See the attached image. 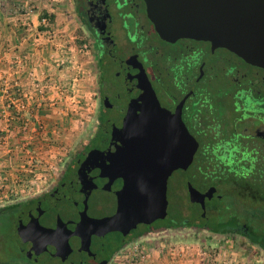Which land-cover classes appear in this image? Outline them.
Instances as JSON below:
<instances>
[{"label": "flooded vegetation", "instance_id": "1", "mask_svg": "<svg viewBox=\"0 0 264 264\" xmlns=\"http://www.w3.org/2000/svg\"><path fill=\"white\" fill-rule=\"evenodd\" d=\"M70 5L96 64L95 127L55 186L13 205L17 217L40 202L48 209L87 154L105 151L127 127L125 137L137 135L158 152L191 159L167 179L164 219L126 233L91 235L88 252L71 236L69 251L60 249L61 241L58 253L27 258L31 242H26L19 247L28 264H110L133 240L178 227V218L168 214V196L178 191L174 175L188 207L199 211L195 216L189 210L187 218L180 213L185 226L241 237L264 255V66L211 41L163 39L143 0H70ZM189 185L204 195V209L190 203Z\"/></svg>", "mask_w": 264, "mask_h": 264}, {"label": "water", "instance_id": "2", "mask_svg": "<svg viewBox=\"0 0 264 264\" xmlns=\"http://www.w3.org/2000/svg\"><path fill=\"white\" fill-rule=\"evenodd\" d=\"M143 1L163 39L211 41L264 66V0ZM129 129L105 151H90L48 209L40 202L35 210L18 215L14 235L20 247L31 242L27 258L42 251H69L71 236L88 252L91 235L126 233L166 217L167 179L189 164L191 154L186 159L158 152L137 135L125 137ZM188 193L190 203L199 202L204 209V195L190 185Z\"/></svg>", "mask_w": 264, "mask_h": 264}, {"label": "rangeland", "instance_id": "3", "mask_svg": "<svg viewBox=\"0 0 264 264\" xmlns=\"http://www.w3.org/2000/svg\"><path fill=\"white\" fill-rule=\"evenodd\" d=\"M16 1L19 5L34 7L40 15L47 14V11L52 12L53 21L50 20V23L51 25H55V27L58 25L57 28L59 30L54 31V35L51 38L45 37L48 41H53V45L50 48L51 52L55 55L50 56V58L48 57L47 62L51 66L53 65L54 69L52 71L55 74V78L40 79L38 83L43 85L46 93L49 91V96L54 95V98L60 96V98H63L62 101H67L65 104L60 105V109H58L62 117L59 118V123L61 124L59 128L67 140L63 144L64 156L61 157L58 163V172L53 175L54 178L49 181L48 186L43 188L39 193H32L22 197L7 195V198H4L5 193H0V209H2L0 211V264H28V261L20 252L19 244L14 235L17 211L13 205L35 199L55 186L61 178L63 171L68 167L69 162L88 143L95 127L93 111H95L96 64L84 30L81 29L71 8L70 0ZM55 27L53 26V29ZM61 28H64L62 32ZM16 163L19 165V162ZM4 166L3 164L1 165L0 171L6 169ZM8 170L12 176L20 171L18 168H13L12 170L10 168ZM8 170L6 169L5 171L8 172ZM172 182V186L178 187V191L177 193L174 191L172 196L170 194L168 196L170 203L168 208L169 216H173L175 219L177 217V220H179L182 214L184 215L183 217L187 218L189 210L197 216L199 211L196 210V207L194 210L189 208L187 200H184V191L181 189L182 185L179 176L174 175ZM171 197L173 198L171 199ZM165 222H168V218L162 221V223ZM158 236L165 238L169 242L167 245L187 246L191 248L196 246L204 251H208L210 255H215L218 250L226 252L229 248L240 252L242 250L251 251L261 258L264 264V255L241 237L210 234L185 225H178L176 228L158 231ZM140 239H135L131 243L138 241L141 243ZM125 250L126 248L113 256L110 264L125 263L123 258Z\"/></svg>", "mask_w": 264, "mask_h": 264}, {"label": "crops", "instance_id": "4", "mask_svg": "<svg viewBox=\"0 0 264 264\" xmlns=\"http://www.w3.org/2000/svg\"><path fill=\"white\" fill-rule=\"evenodd\" d=\"M16 2V0H0V112L5 111L11 119L14 116L13 109L23 102L24 95L36 93L34 81L55 78L52 71L54 67L47 62L48 57L55 55L50 48L53 41L38 36L39 32L55 27L51 25L47 29L39 30L42 27L40 26L41 18L47 15L51 17L52 12L47 11L46 16H43L44 14L40 15L36 10L34 15H26L18 12L20 5ZM57 27L54 31L59 30ZM61 29L62 32L64 28ZM29 74H32L34 80H30ZM43 90L46 91L44 88ZM49 94V91L44 92L45 96L41 101L28 104L27 111L22 112L21 115L30 118L31 121L25 128L21 127L19 118L12 122L10 128L12 132L8 137L10 153L7 155L3 152L1 158L4 161V167L17 166L16 162L24 163L26 159L24 150L30 151L35 156L40 168L42 166L46 168L52 164L53 157H58L60 162L61 157L64 156L63 144L67 138L59 128L61 125L59 118L62 117L58 109L67 101H62L63 98L60 96L54 98V95L49 96ZM2 126L3 122L0 121V132ZM22 144L28 145L24 148L21 147ZM3 150L0 148V151ZM156 235H145L140 239L147 254L140 264H224L222 255L216 263L210 258L208 251L196 246L188 249L181 257L171 255L167 250L170 246V244L167 245L169 242ZM226 252L240 264H263L262 259L251 251L240 252L229 248ZM226 252L218 250L217 253L226 254Z\"/></svg>", "mask_w": 264, "mask_h": 264}, {"label": "built area", "instance_id": "5", "mask_svg": "<svg viewBox=\"0 0 264 264\" xmlns=\"http://www.w3.org/2000/svg\"><path fill=\"white\" fill-rule=\"evenodd\" d=\"M18 12L26 14V15H34L36 13V9L34 7H29L26 5H20L18 7ZM27 25V24H26ZM40 26L47 29L51 26L50 23V15H47L46 17L41 18L40 20ZM29 27V26H26ZM28 28H26L27 30ZM39 37H46L51 38L54 35V29L51 27V30H46L43 32L38 33ZM38 37V38H39ZM30 80H34V77L32 74H29ZM34 90L36 93L34 95L32 94H26L23 97V102L14 110V116L11 119L5 111L0 112V121L3 122V126L0 132V148H3V151H0V162L2 161V155L5 152L7 155L10 153L8 148V137L11 135V126L12 122L16 121L17 118L21 121V127L25 128L31 121L30 118L23 117L21 114L22 112H26L28 108V104L33 103L35 101H41L43 99L44 90L43 87L38 81H34ZM60 90V89H59ZM9 108V107H8ZM28 145V144H27ZM27 145L22 144L21 147H27ZM24 156L26 157L24 163H20L17 166H10V167H4L7 170L11 168H18L20 171L15 175L4 169L3 171H0V193L4 192V198H7V195H14L17 197H22L26 195H30L32 193H39L43 188L48 186L49 181L54 178L53 175L58 172V157H53L52 161L53 163L48 165L46 168L42 166L40 168L38 165L39 163L36 162L35 156L27 150H24ZM4 161H2V164ZM15 164V163H14ZM158 235V232H151L148 235L154 236ZM156 235V236H157ZM127 247H129L127 249ZM125 247L126 250L123 253L124 262L123 264H140L141 261L147 256L145 252V246L141 244L140 242H133L129 246ZM166 247V246H164ZM191 247L187 246H176V245H170L168 247V252L175 256L181 257L183 256L188 249ZM203 250V249H201ZM210 258L216 263L219 260V256L223 257V263L224 264H239L234 258L229 254H219L215 253V255H210Z\"/></svg>", "mask_w": 264, "mask_h": 264}, {"label": "trees", "instance_id": "6", "mask_svg": "<svg viewBox=\"0 0 264 264\" xmlns=\"http://www.w3.org/2000/svg\"><path fill=\"white\" fill-rule=\"evenodd\" d=\"M43 16H46L45 14L43 15ZM50 20L52 21V16L50 17ZM45 28H42V27H40V29L39 30H44ZM161 224H164V223H162L161 222ZM178 225H185V224H187V222L185 221V220H182L181 218H179V222L177 223ZM170 225H172V224H169V225H167V226H165L166 228H169L168 226H170Z\"/></svg>", "mask_w": 264, "mask_h": 264}]
</instances>
